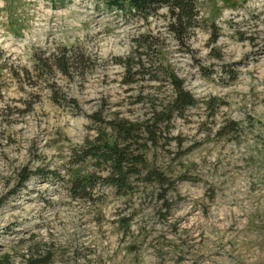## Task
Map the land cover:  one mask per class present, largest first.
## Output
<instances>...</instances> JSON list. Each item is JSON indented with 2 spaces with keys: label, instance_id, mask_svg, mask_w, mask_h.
<instances>
[{
  "label": "rangeland",
  "instance_id": "rangeland-1",
  "mask_svg": "<svg viewBox=\"0 0 264 264\" xmlns=\"http://www.w3.org/2000/svg\"><path fill=\"white\" fill-rule=\"evenodd\" d=\"M105 4L0 0V264H264V0H197L185 44L166 9L144 21ZM65 49L84 64L35 71ZM164 69L196 105L130 151L169 184L73 198L74 177L107 175L83 149L170 101Z\"/></svg>",
  "mask_w": 264,
  "mask_h": 264
},
{
  "label": "trees",
  "instance_id": "trees-1",
  "mask_svg": "<svg viewBox=\"0 0 264 264\" xmlns=\"http://www.w3.org/2000/svg\"><path fill=\"white\" fill-rule=\"evenodd\" d=\"M104 2L106 7L121 11L127 17L144 21L156 17L161 10L166 9L169 17L168 30L181 44L188 42L198 28L197 0H104ZM141 39V47L148 51L145 54L147 55L146 64L150 67L156 65L162 67L161 62L157 60L159 56L155 58L151 56L155 38L142 36ZM84 61L83 55L65 49L61 55H52L46 59L38 58L35 71H52L51 69L55 67L62 74L70 75L71 69L76 68L77 65L82 66ZM122 64L129 73L136 67L130 59ZM160 67V71H163ZM146 70L149 71L143 64L134 75ZM156 73H158L157 70ZM163 73L172 88L173 95L170 101L160 111L155 108L150 121L146 123L137 124L122 120L111 122L109 125L115 134L114 140H98V143H90L84 148L78 161L92 160L100 167L105 166L107 175L74 177L70 186L73 198L91 200L98 187L110 188L118 195H126L135 192L140 183L155 182L161 187L166 183L169 184L167 178L156 170L143 174L141 170V165L145 163L143 156L130 151L131 145L136 143L138 133L145 132L154 139L158 129L169 130L175 115L182 116L186 109L196 105V98L185 88L181 78L168 69H164ZM152 79L157 80V78ZM54 101L60 103L57 93L54 95ZM73 102L75 103L74 100ZM29 177L30 175L26 174L23 179L27 181ZM166 192L167 190L164 194Z\"/></svg>",
  "mask_w": 264,
  "mask_h": 264
}]
</instances>
